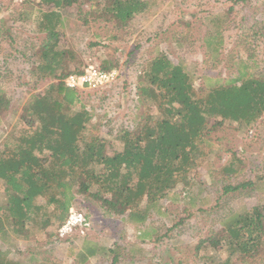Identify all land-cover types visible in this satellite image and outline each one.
I'll list each match as a JSON object with an SVG mask.
<instances>
[{
	"label": "trees",
	"instance_id": "trees-1",
	"mask_svg": "<svg viewBox=\"0 0 264 264\" xmlns=\"http://www.w3.org/2000/svg\"><path fill=\"white\" fill-rule=\"evenodd\" d=\"M152 4L153 0H25L11 13L12 23L0 18L1 39L10 40V45L17 23L35 21L43 35L38 43L30 42L29 55L22 53L30 61V81L23 83L28 96L17 117L18 128L0 141V264H26L12 255L15 240L30 241L42 234L57 238V229L78 196L140 227L152 212L161 213L163 201L193 203L201 191L196 187L199 170L206 166L203 175L211 180L214 173L221 175V193L229 197L255 196L261 188L264 174L227 179L244 168L231 148L221 165L214 164L221 158L222 132L229 126L264 125V63L257 44L242 34L222 53L227 14L208 13L203 18L211 29L202 39L208 64L202 75L186 63L173 62L167 48L119 68L118 56L97 41L89 44L96 47V67L116 68L118 78L133 73L131 96L123 97L116 80L96 89L65 85L68 74H80L86 65L79 53L60 43L65 17L74 15V27L82 33L92 22L108 25L113 29L111 39L117 40L132 32L135 18L149 13ZM178 24L184 27L189 21ZM252 26L253 33L264 39V19ZM183 38L177 26L168 37L178 45ZM6 60L7 56L0 61V122L12 106L1 86L2 76L12 71ZM217 63L224 64L227 78L213 71ZM184 219L180 216L173 225ZM218 225L194 246L195 253L218 246L225 256L215 264H233L234 259L264 264V205L228 209ZM87 233L68 235L83 237L79 262L106 253L85 238ZM34 260L37 257L30 254L27 261ZM42 260L41 264H52Z\"/></svg>",
	"mask_w": 264,
	"mask_h": 264
},
{
	"label": "rangeland",
	"instance_id": "rangeland-1",
	"mask_svg": "<svg viewBox=\"0 0 264 264\" xmlns=\"http://www.w3.org/2000/svg\"><path fill=\"white\" fill-rule=\"evenodd\" d=\"M24 1L0 0V18H9L8 23H12L10 17ZM229 6H232V10H228ZM219 12L228 16L226 29L223 31L222 53L226 54L236 36L242 34L248 42L257 44L255 47L258 50V57L264 63V39L257 37L252 31V23L264 19V0H249L247 3L235 0H153L149 13L135 18L132 32L119 35L117 40L111 39L113 29L103 23L92 22L84 33L82 30H76L73 23L76 17L69 15L64 18V26L60 30V43L79 53L86 64L83 70L89 64L96 66V47L89 44L100 41L108 44L109 54L114 53L118 56L119 68L124 65L131 66L130 62H136L141 55L146 53L153 55L158 49L167 48L173 62L186 63L189 69L197 75H202L208 65L204 61L206 56L202 39L205 31L211 29L203 18L208 13ZM180 20H187L189 24L183 27L182 24H178ZM18 24L12 29L11 45L8 42L10 40H3L0 36V61L7 56L5 63L8 62L12 69L1 78V86L11 96L12 106L0 122V141L7 132L18 128L17 117L28 96L23 83L30 81L28 74L30 61L23 54L26 52V56L29 55L30 42L38 43L43 36L36 30L35 21L22 26ZM176 26L185 36L180 45L168 39ZM117 71L119 73L118 69ZM213 71L220 72L223 79L228 77L223 63H217ZM134 78L133 73L116 78L117 90H124L123 97L126 99L131 96V91L133 92ZM42 87L38 85V88ZM220 146L221 158L214 163L215 165L219 166L225 161L230 153L227 148L235 151L244 164L243 170L236 177L227 178L228 180L234 182L245 178L255 179L256 176L264 174L262 123L243 129H237L235 125L229 126L222 132ZM212 165L210 163L209 167ZM205 168L199 170L200 184L197 183L196 187L201 191L193 203L182 199L173 203L163 201L161 213L152 212L146 223L140 227L127 222L122 216L110 215L97 202L78 196L73 207L91 220V228L85 238L106 249V253L101 256L90 257L85 262L77 261L76 256L83 237L75 234L64 238L58 236L50 238L47 234H42L30 241L15 240L12 255L26 264H41L42 259L49 260L52 264H109L114 256H116L114 264H215L225 256L222 247H202L196 254L194 246L206 237L209 230L218 228V218L228 209L264 205V179L260 182L261 188L255 196L229 197L221 193L223 177L214 173L215 180H211L203 175ZM181 206L184 208L181 209ZM180 216H185V219L174 226L173 223ZM30 254H34L37 260L27 261ZM233 264L246 263L242 259H234Z\"/></svg>",
	"mask_w": 264,
	"mask_h": 264
},
{
	"label": "built area",
	"instance_id": "built-area-1",
	"mask_svg": "<svg viewBox=\"0 0 264 264\" xmlns=\"http://www.w3.org/2000/svg\"><path fill=\"white\" fill-rule=\"evenodd\" d=\"M118 76L116 68L105 71L89 64L82 73H70L64 78V83L70 88L96 89L107 86ZM90 219L80 211L70 207L64 223L57 229V236L64 238L73 232L84 233L90 229Z\"/></svg>",
	"mask_w": 264,
	"mask_h": 264
}]
</instances>
